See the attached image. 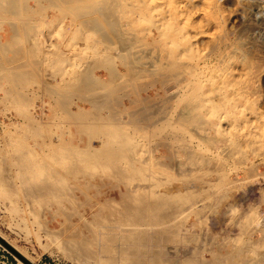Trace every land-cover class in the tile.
Listing matches in <instances>:
<instances>
[{"label": "rangeland", "instance_id": "obj_1", "mask_svg": "<svg viewBox=\"0 0 264 264\" xmlns=\"http://www.w3.org/2000/svg\"><path fill=\"white\" fill-rule=\"evenodd\" d=\"M29 1L27 2V4L39 10L38 13L36 12L33 14L31 13L30 16L33 17V20L35 21L38 20L40 22L42 14L47 13L46 14L47 17L52 19V23H54V25L52 26L46 25L48 24L47 21L46 23L40 22L41 26L39 27V30L37 28L35 29L36 31L35 30L32 31L33 33L32 32L29 33L28 31H26L27 33H24L25 32L24 30H15L13 27H11L9 22H7L4 17L0 18V27L2 28L3 25V28L0 30V35L2 37V38L0 37V42L2 43V44L0 43V67H1L0 77L1 80L3 81L2 82L0 80L2 82V83L0 82V236H3V238L5 239L4 240L2 237H0V240L1 243H4L5 245L15 246L19 251L20 255L24 257V259H26V261H24L23 259L16 256L24 264H27L26 263L27 261L33 264H41V263L78 264L74 262L73 259L64 256L58 243L56 241L54 242L52 237H49L45 233L42 220L36 217L33 208L28 206V204L23 200L24 193L20 192L17 195L11 196V198H9V196L8 197L5 196L4 190L11 189L17 192V189L13 186L14 184L13 178H15L17 182L19 181L17 178V165L15 164V158L18 156L21 146H23L21 145L22 142L19 141L20 138L26 137L28 135L27 124H25V122L28 121V118L27 116L24 115H27V113L32 110L31 109L32 107L30 105L28 106L21 104L23 101L15 105L14 99H19L21 96H26L28 97L27 100L28 103L34 102L38 105V107H36V110H34L36 112L35 116L37 118L39 117L38 115L42 113L40 107L43 106V111L46 112L43 118L46 120L54 119L53 122L54 124L48 125V127L44 128V130L43 129L41 131L30 130L32 132V135L30 136V138L28 139L26 138L22 143L25 145L26 144L33 145L34 153L36 154V156H44L45 154L48 153L49 155L47 154L45 157L47 159H52L54 156L52 155L54 153V150L51 147H49L48 149V145H47L51 141H54L57 144H61V146L67 145L66 147L68 148L76 147L75 149H79V148L82 149L83 147H85L86 149L88 146V142H90L92 137L87 132L81 130L79 123L72 121L70 112L71 111L78 112L79 111L78 105H82L86 108L88 107L87 109H89L90 105L85 101V99L89 100L91 97L90 101L92 100V102L94 101L97 102L96 100H98V102L101 101L99 103L102 104L100 105L99 103L98 104L96 103L97 105L92 109V111L94 110L97 112V114H104V115H107V113L111 115L113 114L114 111H118L120 113H118L117 117L124 119L127 116L125 112L130 110L129 108L126 109V107L131 106L130 100L135 99L136 95L131 94V96H129L128 94L129 91L131 92V88H132V86L130 85L131 82L129 83L130 77L127 78L129 69H127V67L121 63L122 61L118 59H116L117 61L115 60L117 64L119 63L118 69L119 71L124 73V77L123 75L122 76L120 75V77H118L117 75V77L120 78V82H117V80L119 79L116 78V76L112 77V80H110L111 77L109 76L107 70L108 67L104 68V66L102 65L108 62L105 63L98 62L96 57H94L96 56L95 53L92 52H91L92 54L90 53L91 56L89 55L86 56L85 58H81V57L79 58L78 57L79 55L77 56V53L81 55V50L78 48H81L83 46L82 44L87 43L85 41L86 37L87 38L90 37V42L88 44H90L92 48L94 47V49H96L98 46L100 48L101 47L103 48V46L105 47L108 45L107 47H109L110 51L107 52L109 54H114V55L116 54V51L118 55L120 51L123 54L125 53L123 51L126 50L127 55H130L132 51L129 54L130 51L129 48L131 47L130 46L127 47L126 43H124L125 45L122 48L123 44L121 45V42L119 41L118 42L122 49L120 48V46H118V49L116 50L117 48L116 45L118 43L117 41L115 43L116 39H114V42L112 40L108 41V43H106L107 45L103 43L102 44L96 43L98 41L97 36L99 35L95 31H93V28H89V27L85 28V26L82 27L83 25L80 26V24L85 20L84 15L82 17H77V13L73 14V12L75 11L69 8L71 5L75 4V1L74 3H69L67 2L68 0H65V3L61 5L64 6V9L62 10L60 9L59 5L51 6L50 5L51 2L45 0H42V5L44 4L43 5L44 10H42L41 8L37 7L38 5L35 2V0H29ZM86 1H88V3L94 4L96 3L97 0H92V1L86 0ZM113 1L114 0H112V2ZM132 1H135L136 3V0H131V3H133ZM142 1H144L143 6L145 7V11L144 10L130 11L129 15L131 17L129 16L130 18L126 19V21L128 20L129 23L131 24L134 22L133 23L134 26L132 25V27L131 26L129 27V30L131 31L132 34L134 31L135 34V35L133 34L135 36L134 38L137 37L136 38L137 42L133 45V47L136 46L137 49V48H142L143 46H144L143 48L154 47V46L158 48L161 46V48H164L165 47L164 45H166L167 43H169V45L172 46V43L170 42L173 41L175 42V48L180 47L179 48L180 51L187 46L188 44L187 41L193 38L190 40L194 44L190 50L191 52L185 54L186 56L183 54L185 59L183 56H181L179 59L183 58V60H179L180 62L179 61L178 62L182 63L183 61V63H188V61L191 60L189 63L193 62L195 64H198V61L200 59L203 60V62L199 61V65L202 66L206 64L205 69L207 70L201 76L204 82L201 83V86H199L197 90L199 93H201L200 95L203 96V100L208 102L210 101L209 102L210 104L206 102L208 104L207 112H205V114H207L206 118L209 117L210 119H212L210 120L208 118L216 125H218V122L221 121L220 128L222 129L218 128L219 125L217 127L213 125L216 127L215 130L213 126L211 127L208 126L209 128L208 133L210 138L209 137L207 139L199 138L201 132L200 133L196 132V130H193V132L190 131L186 133V135L188 134L187 136H190L189 140L193 138L191 140L192 142L188 140L189 143H193V144L195 143L196 145L200 143L198 145L199 151L201 152L203 158L205 159L207 158L210 161L211 171H209L210 173L207 172V178L214 180L213 181L214 182L213 184H215L214 190L215 189L218 190V192L215 193L214 197L212 196L208 198V200L206 199L207 206L202 209L201 212L202 215L200 214L202 216L201 223H200L201 221L200 215H196L195 213L194 215H190L186 219V223L190 227V233L192 232L199 233V238H197L198 240H195L193 244L194 246L199 244L201 249L204 250L203 252L204 256L211 257L212 251H217V250H219L221 255H228L229 253L238 254L239 251H236L238 250L236 249L238 246L252 245L251 242L248 244L247 243L245 244L244 242L247 241L253 242L258 240L259 243L262 240V245L261 243H259V245H255L257 247L259 246L258 250H255V252L247 251L246 253H241V255H246L248 257V259L246 260L247 262L245 261L243 264H264V256H263L264 237L262 236L264 234V228L263 227L260 228V226H257V223H259L260 215L262 216L264 215L263 213L264 212V0H214V1L213 0H142ZM141 12H144V16L143 13ZM137 13H139L144 19L142 17H139L140 15L139 14L137 15ZM22 14L23 16L28 17L30 13L26 14V12H24ZM83 14H85V16H89L90 14H91L90 16H92L93 14L95 15V13H89V14L83 13ZM10 17L12 18V16ZM134 17L136 20H134ZM136 17H139V19ZM81 18L84 20L81 21L82 20ZM140 18L143 20H141ZM78 20L81 23L77 22ZM120 21L121 23L122 22L126 23L125 19L124 20L121 19ZM155 23L159 24L161 30L160 28L158 29L157 27H155L156 26ZM58 24L64 25L65 27H67V29L65 31L61 30ZM74 25L77 26V28L79 29L78 30L76 28L77 32L76 29L73 28ZM78 25L80 28L78 27ZM59 30L63 31L64 36L61 37L59 33L56 34ZM149 30L152 32V36L147 33L150 32ZM14 31L15 34L17 33L16 35L12 34L14 33ZM35 32L37 33L42 32V36H44L45 39L47 40L46 43L47 46L46 48H44L43 51L44 53L43 52L40 53L37 46L33 43V36ZM161 32H163V34L165 32L173 33L176 36L173 35V37L171 36V38L167 36H166L167 38L161 37L164 36L163 34H161ZM85 33L87 36H85ZM30 34L32 36H30ZM180 35H183L185 38L188 37L187 41L180 42L177 39ZM14 36L16 37L15 38L16 40L13 38ZM18 37L21 38V39L19 38V41L17 39ZM151 37L152 38L154 37L155 39L157 38L159 39L161 37L160 40L162 41L156 40L159 42H154V44H151L153 43V40L155 41V39H151ZM223 37L224 39H221ZM25 38H27V42ZM10 40H15L14 43H12L13 41H11L12 45L15 44L16 42L18 44L15 46L13 45V47H11L12 45L10 44ZM5 42H7L6 43L8 44L7 46H9V44L11 45L9 47L10 50L6 49L8 47L6 46ZM164 42L167 43L164 44ZM25 43L28 45L27 46L28 48L25 47ZM72 45L73 47L74 46L75 47L73 48ZM5 46L6 48L4 49ZM125 47L128 48L129 51ZM17 50L18 51L21 50L20 52L23 53V59H22V54L20 52H17ZM15 54L18 55L15 56ZM59 54L61 56L63 55L62 56L64 58L63 60L56 59V57ZM12 55L14 56L12 57ZM163 55H165V52H163ZM14 57L16 58V60ZM26 57H28V59L26 60L27 62L25 61ZM65 57L67 58L65 59ZM21 61L26 62L25 66L23 62L22 64H19V62ZM16 63H18L19 65ZM17 65L18 66L23 65L24 68H21L22 66H20V68L18 67L19 68L18 69L17 67H15ZM31 65L35 67L33 68L34 70L32 69ZM86 65H90V66L86 67ZM255 66L258 68H256ZM6 67H8V70H6ZM37 67L41 68L39 69L40 71L38 70ZM84 68L89 69L90 71L92 70L91 72L94 75L96 74L101 78L108 80L109 84L116 81L115 85L111 84L113 85V87L111 85H108L110 88L107 87L108 89H106V91L107 90L111 91V93L110 95H108V98L106 100H103L104 103L102 102V99L99 100L100 98H102L101 91L104 90V88L97 86L98 88L101 89H98L97 87H93V89H86V88L84 89L83 87L79 86L76 82H74V84L72 83L75 79L74 78L75 76L71 75L70 73L79 70H85ZM260 69L262 70V72L260 71ZM17 70L20 72L18 73ZM257 70H259L261 74H259L260 72ZM36 72L39 73L40 76L38 74L36 75ZM217 73L220 74L218 75ZM255 74H257L256 77ZM7 75H9V77ZM143 75L144 74H141L137 79V86L139 89L145 88L151 84H156V88L161 89V90L159 89L158 93L155 92L156 89L154 90L153 88H151L150 91L148 92L150 96H152L151 98L152 101L150 103L152 110L155 111L159 100H162L163 97L166 95L161 87V83L158 81L156 82V80H158L157 77L148 76L146 74H145L146 76ZM225 76H227L228 78ZM7 78L11 79L12 81L9 80L8 82ZM46 78L48 82L46 81ZM173 81L174 80H170V82L167 83L166 87L169 89V92H178V90L179 91L182 90L186 83L185 81H181V83L180 81H178V83L176 82L177 83L176 85L175 81L174 82ZM222 82L223 85L221 86ZM51 83L53 85L55 84L54 87L63 88L66 92L63 90L62 92H60L62 94L55 95L56 92L52 93L53 85H50ZM123 83L124 84L128 83V84L124 85ZM227 85L230 87H228ZM174 86L177 87L175 88ZM218 86H220L221 88V89L219 88V91H218ZM258 88L261 89L259 90ZM115 90L121 92L118 93ZM72 91H74L75 93L74 92L72 93ZM249 91H251V93ZM64 93L66 100L64 99V95H63ZM80 93H82V95ZM215 93H217L218 96H216L217 94ZM224 93L225 95L226 94L227 95L224 96ZM78 94L82 97L77 96ZM100 95L101 97H99ZM140 95L146 96L147 92L142 90ZM70 96H73L72 99L70 98ZM53 97H56L57 101ZM209 97L210 98L212 97V99H209ZM146 99L139 100V106L144 105L147 102H150L149 99L147 100ZM59 100H61L63 102L62 104L64 105H60L61 101ZM42 101L45 103H42ZM214 102L215 103L217 102L218 104H215ZM160 103H162V101ZM169 103L173 107L170 108L169 112L177 113V111H175L174 109L176 101L174 102L171 101ZM59 105L61 107L64 106V108L66 109L61 108ZM98 105L101 107V109H99ZM103 106L107 108H103ZM243 106L246 109H244ZM216 107H218V109H216L218 111L215 115L217 117L212 116L213 113H215L214 108ZM211 111L213 113L211 115L208 114L211 113ZM121 112H124V114ZM218 115L220 116V118ZM15 122H17L18 124ZM62 125L63 127L61 128L60 126ZM191 127L193 128V126ZM168 128H170V130L172 129L168 125L161 126L160 128L153 126L151 129H149V132L147 134L150 135L152 139L149 138L150 141H148L149 139H144L145 141L144 144L147 145L144 146L145 148H143L145 150L144 153L145 157L148 158L149 157L148 154L149 152H151L152 154L154 153L155 155L154 159L158 157V159L164 160L167 159L168 156H171V153L174 150L176 151L173 152L174 157L177 156L178 159L185 158L184 156H182V152H180L179 150L177 151V149H180L179 142H175V143L173 142L172 145H174V149L168 147L166 145V142L164 141L159 147L157 146L161 141V135H164L166 133V130H169ZM216 129H218L219 132H216L217 131ZM81 132L84 133L82 134ZM143 132L145 131H142V133ZM194 132L195 134L196 133L199 134H196L197 135L196 136ZM59 135H62L63 137L62 142H60V138H58ZM156 135L159 137H157ZM44 137L46 139H44ZM92 143L99 145L100 141L98 138L94 137L92 139ZM65 146L60 147L57 152L60 153L62 150L65 151L67 149ZM175 147H177V149ZM87 156L88 154H86L85 156L84 153V155L81 158L87 159ZM66 157L63 156L62 158L66 159ZM215 168H217V171H212L215 170ZM89 172L95 173V178L93 183L97 185L99 188L101 187L100 194H97V191L94 188L89 189L90 195L94 198L89 202H87V197L83 193H81L79 189L75 188V186L78 185L77 182L75 184L73 183L71 187L74 188L76 197H78L77 198L78 202L83 203V205L79 207L80 211L82 213H85L84 215L86 216V219L88 218L89 222H92L94 221L95 215H97L100 211V207L98 206V203L106 204L112 199L115 200L118 199L117 201H120L121 200L120 190L124 188L122 192L125 193L126 186L125 183L123 184V182L119 181V179L113 178L111 176V169L109 168V165L106 164L102 165L99 168H97L96 171L89 170ZM36 173L42 175L41 170L37 171ZM174 175H175L174 172L172 170H169L168 173H165L164 176L162 175V177L167 178ZM88 177L89 176H87V178ZM79 182L85 184L84 179H81V181ZM117 185H119V187H116ZM12 199L15 201L12 202L11 201ZM213 205L215 206L213 207ZM41 214L43 216L47 214L45 217L42 216L43 221L50 219L48 211H45L44 213ZM247 215L250 216L252 215L250 221L249 219L248 220L243 219L244 217H247ZM73 220L75 223L80 224L82 227L85 225L84 220L79 218L78 216H75ZM55 222L56 221L48 222L49 226L58 227V225H56ZM250 226L252 228H250ZM202 234L204 235V237ZM202 237L204 238V240ZM245 239L248 240L246 241ZM14 242L22 247H19ZM235 245H237L236 248L234 247ZM196 247L199 248L198 246Z\"/></svg>", "mask_w": 264, "mask_h": 264}, {"label": "bare ground", "instance_id": "obj_2", "mask_svg": "<svg viewBox=\"0 0 264 264\" xmlns=\"http://www.w3.org/2000/svg\"><path fill=\"white\" fill-rule=\"evenodd\" d=\"M28 1L29 0H0V18L4 17L6 19V21L9 22L11 27H13L15 30H24L25 31L24 33H27L26 31L31 33L33 30H35L37 28L39 30V27L41 26L40 22L46 23V21H47L48 24H46V25H49V26L54 25V23H52V19L47 17V15H46L47 13L42 14L41 19L39 18L40 22L38 20L37 21L33 20V17L30 16L31 13L32 14L35 12L38 13L39 10L30 6L29 4H27ZM45 1L51 2V4L49 3L51 6L52 5H54V6L59 5L61 10L64 9V6H61V5H63L65 3V0H45ZM74 1H75V4L71 5L69 8L75 11V12H73V14L77 13V17H82L84 15L85 20L81 18L82 20L81 19L80 20L81 21L84 20V21L81 23L78 20L77 22H80L81 23L80 26L83 25L82 27L85 26V28L86 27L93 28V31H95L99 35V36H97L98 41L97 42L95 41L96 43L106 44V43H108V41L112 40L114 42V39H116L115 43H116V41L121 42V45L123 44L122 48L125 45L124 43H126L127 47H129V46L131 47V48H129L130 51L128 48L125 47L129 51V54L132 51L130 55L126 54V50L123 51V52H125L123 54L120 51L119 55L117 54V51H116L115 55L109 54L107 51H110V49H109V47H107L108 46L107 44H106L107 46H105V47L103 46V48L102 47L100 48L98 46L96 49H94V47L92 48L91 45L88 44L90 42V37H88V38L86 37L85 41L87 43L86 44L81 43L83 46L81 48H78L81 50V55L77 53V56L79 55L78 56L79 58L80 57L85 58L86 56H89V55L91 56L92 53H95L96 56H94V57H96L98 62H101V63L102 62H104V63L108 62V63L102 64V65L104 66V68L108 67L107 70H108L109 76L111 77L110 80H112V77H115V76H116V78L120 77V75L121 76L123 75V77H124V73L119 71V69H118L119 63L117 64L115 62V60L118 59V60L122 61L121 63L123 65H125L127 67V69H129L127 78L130 77L129 83L131 82L130 85L132 86V88H131V92L129 91L128 94H129V96H131V94L132 95L134 94V95H136V98L130 100L131 106L126 107V109L129 108L130 110L125 112L127 116L125 115L126 118H124V119L117 117L118 113H120L118 111H114L113 114H111V115H109V113H107V115H104V114H97V112L93 110L96 113L95 114L92 111V109L94 107H96V105L101 101L98 102V100H96L97 102L94 101L95 102L94 103V102H92V100L90 101L91 97L89 100L85 99V101L91 106V108L89 106V109H87L88 107L86 108L82 105H78L79 111L78 112L77 111H71L70 116H71L73 122L80 124V128L82 131L87 132L92 137L90 142H88L87 148L85 149V147H83V148L81 147L82 149H80L79 147H77L79 149H75L76 147H69L68 148V147H66L67 145L66 146L64 145L67 149L65 151L62 150L60 153H58L57 152L58 149L60 147H64V146H61V144H57L54 141H51L47 145H48V149H49V147H51L54 150V153L53 154L51 153L52 155H54L52 159H47L45 157L48 153L45 154L44 156H36V154L34 153L33 145H27V144L25 145L22 143L26 138L28 139L32 135V132L30 130H32V131H38V130L41 131L42 129L44 130V128L48 127V125L54 124L53 123L54 119L53 120H46L43 118V116L46 114V112L43 111V106L40 107V109L42 110V113L39 114L38 115L39 117L37 118L35 116L36 112L34 110H36V107H38V105L34 102L28 103V101H27L28 97L21 96L19 99H14L15 105H17L21 101H23L21 104L28 105V106L30 105L32 107L31 108L32 110L29 111L27 113V115H24V116H27V118H28V121L25 122V124H27L28 135L26 137H21L20 140L18 139L19 141L22 142L21 145H23V146H21V149L19 150V154L15 158V164L17 165V178L19 181L17 182L16 179L13 178V182H14L13 186L17 189V192L13 191L11 189H7V190H4L5 196H7V197L9 196V198H11V196L17 195L20 192L24 193V199L23 200L28 204V206L33 208L36 217H38V219L42 220V224L44 226L45 233L49 237H52L54 242L56 241L58 243V245H59L60 249L62 250V253L64 256L73 259V261L78 263V264H243L248 259V257L246 255H241V253H246L247 251L255 252V250H258V247H259V246L258 247L255 246V245H259V243H261V245H262V240H261V242L258 243V240L252 242V241H247L248 239L247 240L245 239L247 241V242H244L245 244L246 243L248 244L251 242L252 245H246V246L240 245L238 247H237V245H235L234 247L235 248L237 247L236 249H238L236 251H239L238 254L229 253L228 255H221L219 250H217V251H212L213 255L211 253V257H206V256H204V253H203L204 250L201 249L199 244L196 246H198L200 249L197 248L196 246H194V244H193L195 240H198L197 238H199V233H196V232L190 233V227L186 223V219L190 215H194V213L196 215H200L202 212V209L207 206L206 199L208 200V198H210L212 196L214 197L215 193L218 192V190H216V189L214 190V185H215V184H213L214 180L207 178V172L211 171L210 161L207 158L206 159L203 158L201 152L199 151L198 145L200 143L198 145H196L195 143L193 144V143L188 142V140L190 139V136H187L188 134L186 135V133H188L190 131L193 132V130H196V132H199V133L201 132L200 133L201 135L203 134L202 136L200 135L199 138L207 139L208 137L210 138L209 133H208L209 132L208 126L211 127V126L215 125L217 127L219 125L218 128H220V125H221V121L218 122V125H216L212 121H210L212 119H210L209 117L208 118L210 120L208 118H206L207 114H205V112H207L208 104H210L209 103L210 101L208 102V101L203 100V96H201L200 95L201 93H199L197 90L199 88V86H201V83L204 82V80L201 76L207 70V69H205L206 64L204 63L205 65H202V66L199 65V61L203 62V60H200V59L198 61V64H195L193 62L189 63L191 60L190 61L187 60L188 63H183V61H182V63H179L180 62L179 60H183V58L179 59L181 56L184 57L185 54L191 52L190 50L194 44L190 40L193 38H191V39L189 38L190 39L189 40L190 42H189V41H187L188 37L185 38L183 35H180L177 39L180 42L181 41L182 42L187 41V43H188L187 46L180 51H179L180 47L175 48V42H173V41L170 42V43H172V46H170L169 43L164 42V44L167 43L166 45L163 44L165 46L164 48H161V46L158 48L155 46L143 48L144 47L143 46L142 48L136 49V46L133 47V45L137 42V39H136L137 37L134 38L135 37L134 31H133V34H134L133 35L131 33V31L129 30V27L130 26L132 27L134 22L131 24V23H129L128 20L126 21V19H129L131 17L129 15L130 11H133V10L134 11L135 10H140V11L144 10L145 11V7L143 6L144 1L136 0V3H135V1H132L133 3H131V0H129V1H127V0H121V1L116 0V2H117L116 3L115 0L113 2H112V0H103V1L97 0L96 3H94V4L88 3V1H86V0H68L67 2L74 3ZM91 1H89V2H91ZM35 2L37 3L38 8H41L42 10H44L43 9L44 4L42 5V0H35ZM149 4H151V3H149ZM61 10H59V11H61ZM63 11H65V10H63ZM24 12H26V14L30 13L29 16L28 17L23 16L22 13H24ZM83 13H86V14L87 13L88 14L89 13H95V15L93 14L92 16H90L91 15L90 14L89 15L90 17H89V16H85V14H83ZM131 13H133V12H131ZM141 13H143V16H144V12H141ZM138 14L139 13H137V15ZM10 16H12V18ZM34 17H35V15H34ZM139 17H142V16L140 15ZM139 17H136V18L139 19ZM69 19H68V21H69ZM71 19H73V18H71ZM119 19L120 20L125 19L126 23L125 22L121 23V21ZM143 19H141V20H143ZM134 20H136L135 17H134ZM58 26L60 27L61 30H64V31L67 29V27H65L64 25L58 24ZM78 27H79V25H78ZM155 27H157L158 29L160 28V30H161V27H159V24H156ZM172 27H173V25H172ZM2 28H3V25H2ZM2 28L0 27V30ZM73 28L76 29L77 26L74 25ZM77 29H76V32H77ZM130 29H132V28H130ZM42 31H43V28H42ZM59 31L57 33L55 31L54 32L56 34L59 33V35L61 37L64 36L63 31H60V32ZM68 32H70V31H68ZM80 32H81V30H80ZM80 32H78V33H80ZM86 33H87V31H86ZM86 33H85V36H87ZM147 33L152 36L151 31L147 32ZM159 33H160V31H159ZM12 34L16 35L17 33L15 34V31H14V33H12ZM161 34H163V32H161ZM163 35L164 36H161V37L167 36V37L171 38V36L173 37L174 34L169 33V32H167V33L165 32ZM30 36H32V35L30 34ZM174 36H176V35H174ZM0 37H1V35H0ZM24 37H25V35H24ZM57 37H58V35H57ZM75 37H77V36H75ZM154 37L153 38L151 37V39H155ZM224 37H226V36H224ZM224 37L221 39H224ZM13 38L15 39L16 37L14 36ZM19 38L20 37L17 38L18 41H19ZM160 38L155 39V41L153 40V43H151V44H154V42H159L156 40H160ZM25 39L27 42V38H25ZM15 40H10V44L12 45V43H14ZM174 40H176V39H174ZM11 41H13V42L11 43ZM160 41H162V40H160ZM29 42H31V41H29ZM119 42L116 45L117 46L116 50L118 49V46H120ZM6 43L7 42H5V44ZM33 43L37 46L40 53H42L44 51V48H46V46H47V44H46L47 40L45 39L44 36H42V32H40V33L35 32V34L33 36ZM10 44H9V46H7L8 44H6V46L8 48H6V46H5L4 49L5 48L9 49V47L11 46ZM17 44L18 43L16 42L13 45L15 46ZM19 44H20V42H19ZM160 44H161V42H160ZM13 45L11 47H13ZM3 46H4V44H3ZM27 46L28 45L25 43V47H27ZM78 46H79V44H78ZM72 47H73V45H72ZM120 48H121V46H120ZM35 50H34V52H35ZM20 51L21 50H19V51L17 50V52H20ZM163 52H165V55H163ZM21 54H22V59H23V53H21ZM17 55L18 54H15V56H17ZM46 55H48V54H46ZM13 56L14 55H12V57ZM62 56L59 54L56 57V59L63 60L64 58ZM229 56H231V55H229ZM66 58L67 57H65V59ZM27 59H28V57H26L25 61ZM184 59H185V57H184ZM15 60H16V58H15ZM35 60H38V59H35ZM228 60H229V58H228ZM25 61H21V62H19V64H22V62H23L24 66H25V63L27 62V61L26 62ZM187 61H185V62H187ZM14 63H15V61H14ZM87 63H88V61H87ZM101 63H99V64H101ZM16 64H18V63H16ZM18 65L15 67L20 68V66H22L21 68H24L23 65H20V66H18ZM41 65H42V63H41ZM88 66H90V65H86V67H88ZM216 67H218V66H216ZM11 68H13V67H11ZM33 68H35V67L32 66V69ZM256 68H258V67H256ZM30 69H31V67H30ZM39 69H41V68L39 67L38 70ZM6 70H8V67H6ZM25 71H27V70H25ZM28 71H30V70H28ZM91 71L89 69H85V70H79V71L70 73L71 75L75 76L74 77L75 79L72 83L74 84V82H76L79 86L83 87L84 89L85 88L86 89H93V87H97V86L104 88V90L101 91L102 92V98L99 99V100L102 99V102H103V100H106L108 98V95H110V93H111V91H108V90L106 91V89L110 88L108 85H111V84L115 85L116 81L109 84L108 80L103 79L96 74L94 75ZM257 71H259V70H257ZM260 71L262 72L261 69H260ZM17 72L19 73L20 71L17 70ZM222 72H223V70H222ZM227 72H228V70H227ZM261 72L259 74H261ZM3 73H5V72H3ZM254 73H256V72H254ZM37 74L39 75V73L36 72V75ZM141 74H144L143 76L148 75V76L157 77L158 80H156V82L158 81L161 83V87L164 90V93L166 95L163 97L162 100H159V102L157 103V108L155 107L156 108L155 111L152 110V107L150 104L152 101V99H151L152 96H150V94L148 92L150 91L151 88H153L154 90L156 89L155 92L158 93L160 88L159 89L156 88V84H151L145 88H142V89L140 88L141 89L140 90L137 86V79L139 78V76ZM259 74H258V76H259ZM117 75H118V77H117ZM7 76L9 77V75H7ZM28 76H26V77H28ZM125 76H126V74H125ZM256 76H257V74H255V77ZM3 77H2V79H3ZM206 77H208V76H206ZM222 77H224V76H222ZM225 77H227V76H225ZM257 78H255V79H257ZM7 79H8V82H9V80L12 81L9 78H7ZM118 79L119 80H117V82H120V78H118ZM0 80H1V77H0ZM170 80H174L175 83L176 82L178 83V81H180V83H181V81H185L186 83H185L182 90L179 91L177 89L178 92H169V89L166 86H167V83L170 82ZM46 81H47V78H46ZM47 82H46V84H47ZM177 83H176V85H177ZM126 84H128V83H126ZM126 84H124V85H126ZM50 85H53V84L51 83ZM54 85L52 87V90H53L52 93L56 92L55 95L62 94L60 92H62L64 89L59 88V87H54ZM113 85H111V86L113 87ZM117 85H118V83H117ZM130 85H128V86H130ZM222 85H223V82H222L221 86ZM230 85H231V83H230ZM57 86H59V85H57ZM70 87H73V86H70ZM174 87L176 88L177 86H174ZM224 87H225V85H224ZM228 87H230V86H228ZM101 88H98V89H101ZM219 88H220V86H218V91H219ZM79 90H80V88H79ZM81 90H82V88H81ZM142 90L147 92L146 96L140 95ZM222 90H221V92H222ZM112 91H114V90H112ZM115 91H117V90H115ZM73 92L74 91H72V93ZM117 92L119 93L121 91H117ZM200 92H201V90H200ZM212 92H213V90H212ZM249 92L251 93V91H249ZM89 93H91V92H89ZM217 93H215V94H217ZM225 93H224V96L227 95V94L225 95ZM80 94L82 95V93H80ZM239 94H240V92H239ZM63 95H64V99L66 100L65 93ZM68 95H70V94H68ZM88 95H90V94H88ZM97 95H99V94H97ZM116 95H115V97H116ZM212 95H213V93H212ZM249 95H251V94H249ZM13 96H14V94H13ZM58 96H60V95H58ZM77 96L82 97L79 94ZM85 96H87V95H85ZM126 96H127V94H126ZM216 96H218V94ZM72 97L73 96H70L71 99H72ZM99 97H101V95ZM146 97H147V99L150 100V102H147V103L144 102L145 103V104L143 103L144 105L139 106V100L146 99ZM212 97L211 98L209 97V99H212ZM53 98L57 101L56 97H53ZM83 98H84V96H83ZM86 98H88V97H86ZM96 99H98V98H96ZM5 100H7V99H5ZM59 101H61V100H59ZM161 101H162V103H160ZM171 101H173V102L176 101L174 109H175V111H177V113L175 111H172V112H175L176 114L169 112L170 108L172 107L171 104L169 103ZM206 102H208V104ZM42 103H45V102L42 101ZM62 103L63 102L61 101L60 105H64ZM64 103H66V102H64ZM215 104H218V103L216 102ZM100 105H102V104H100ZM107 106H110V105H107ZM111 106H112V103H111ZM98 107H99V109H101V107L99 105H98ZM218 107L214 108L215 113H213L211 111V113H208V114L211 115L213 113L212 116H215L217 111H218V110H216V109H218ZM61 108H64V106ZM103 108H107V107L103 106ZM103 108H102V110H103ZM243 108L246 109L244 106H243ZM64 109H66V108H64ZM95 109H98V108H95ZM119 110H121V109H119ZM220 111H222V110H220ZM109 112H111V111H109ZM63 113H64V111H63ZM121 113L124 114V112H121ZM215 117H217V116H215ZM219 118H220V116H219ZM222 120H224V119H222ZM258 120H259V118H258ZM73 122H71V123H73ZM15 123H17V122H15ZM222 124H224V123H222ZM165 125L170 126L172 129L170 130V128H168L169 130H166V133L164 135H161V141L157 146L159 147L162 144V142L164 141V142H166V145L168 147L174 149V145H172L173 142L174 143L179 142V148L181 150L177 149V147H175V148L177 149V151L179 150L180 152H182V156L185 157L184 159L183 158L181 159L180 157H179L180 159H178L177 156L174 157L173 152H176L174 150L171 153V156L167 155L168 156L167 159H164V160L158 159V157H156L154 159L155 155H154V153L152 154L151 152H149L148 158L145 157V154H144L145 150L143 148H145L144 146H147V145L144 144L145 143L144 139H149V138L152 139L151 136L147 134L149 132V129H151L153 126L160 128L161 126H165ZM75 126H77V125H75ZM191 126H193L194 129ZM215 126H213L214 130L216 128ZM60 127L62 128L63 125ZM223 127H225V126H223ZM231 128H233V127H231ZM220 129H222V128H220ZM249 129H250V127H249ZM214 130H213V133H214ZM216 130H217L216 132H219L218 129H216ZM142 131H145V132L142 133ZM223 131H224V128H223ZM223 131H221V132H223ZM81 133L83 134L84 132H81ZM199 133H196V134H199ZM194 134H195V132H194ZM62 135H59V137H58V138H60V142L63 141ZM246 136H247V134H246ZM94 137L99 139V141H100L99 145L92 143V139ZM157 137H159V136H157ZM44 139H46V138L44 137ZM150 139L148 141H150ZM191 140H189V141H191ZM215 141H216V139H215ZM227 141H228V139H227ZM39 144H41V143H39ZM149 147H150V144H149ZM180 152H178V153H180ZM84 153H85V156H86V154H88L87 159L81 158L84 155ZM241 153H243V152H241ZM243 154H245V153H243ZM63 156H65V157L67 156L66 159L62 158ZM105 164L109 165V168L111 169V176L113 178L119 179V181L123 182V184L125 183L126 192L125 193L122 192V190L124 188L122 190H120L121 191V200L120 201H117L118 199L117 200L112 199L109 202H107L106 204L98 203V206L100 207V211L97 215H95L94 221L89 222L88 218L86 219V216L84 215L85 213H82L80 211L79 207H81L83 205V203L78 202V199H77L78 197H76V194L74 192V188H72L71 186L73 185V183L75 184L77 182L78 185L75 186V188L79 189L81 191V193H83L87 197V202H89L90 200H92L94 198L90 195L89 189L94 188V189H96L97 194L101 193L100 192L101 187L99 188L97 185H95L93 183L94 178H95V173L89 172V170H95L96 171L97 168H99L100 166L105 165ZM57 165H59V166H57ZM212 169H213V167H212ZM40 170L42 171V175L36 173L37 171H40ZM169 170H172L175 175L171 176V177H167V178L162 177V175L164 176V174L168 173ZM212 171H217V168H215V170H212ZM87 176H89V177L87 178ZM208 177H210V176H208ZM81 179H84L85 184H82L81 182H79V181H81ZM116 187H119V185H117ZM11 201L14 202L15 200L12 199ZM216 201H215V203H216ZM103 202H105V201H103ZM85 204H87V203H85ZM36 206H39V207H36ZM214 206L215 205H213V207ZM45 211H48L50 219L43 221V217H45L47 214L46 215L44 214L45 216H43L41 213H44ZM201 215H200V217H201L200 223L202 222V216ZM75 216H78L79 218L84 220L85 225L83 227L80 224L74 222L73 218ZM261 216L262 215H260V217H259V223H257V226H260V228H262V227L264 228V215L262 217ZM237 218H239V217H237ZM251 218H252V215L251 216L247 215V217H244L243 219H247V220L249 219V221H250ZM75 220H76V218H75ZM54 221H56L55 224L58 225V227H50L49 226L48 222H54ZM47 223H48V225H47ZM105 223H107V224H105ZM250 228H252V227L250 226ZM262 236L264 237V234ZM0 237L3 238V236H0ZM203 237H204V235H203ZM223 239H221V240H223ZM203 240H204V238H203ZM240 240H238V241H240ZM263 241H264V239H263ZM0 242H1V240H0ZM256 243H258V244H256ZM222 247H224V246H222ZM10 248L15 249V251L19 253V251L17 250V248L15 246L10 245ZM210 250H212V249H210ZM210 250H209V252H210ZM249 260H251V259H249ZM24 261H26V259ZM26 263L29 264L30 262L27 261ZM256 263H257V261H256ZM30 264H33V263H30Z\"/></svg>", "mask_w": 264, "mask_h": 264}, {"label": "built area", "instance_id": "obj_3", "mask_svg": "<svg viewBox=\"0 0 264 264\" xmlns=\"http://www.w3.org/2000/svg\"><path fill=\"white\" fill-rule=\"evenodd\" d=\"M0 264H24L0 242ZM43 264V263H41Z\"/></svg>", "mask_w": 264, "mask_h": 264}, {"label": "water", "instance_id": "obj_4", "mask_svg": "<svg viewBox=\"0 0 264 264\" xmlns=\"http://www.w3.org/2000/svg\"><path fill=\"white\" fill-rule=\"evenodd\" d=\"M3 245H5L4 243H2ZM15 256H19L20 258H22L23 260H25L24 259V257H22L18 252H16L15 251V249H12V248H10V246L9 245H5ZM30 264V263H29Z\"/></svg>", "mask_w": 264, "mask_h": 264}, {"label": "trees", "instance_id": "obj_5", "mask_svg": "<svg viewBox=\"0 0 264 264\" xmlns=\"http://www.w3.org/2000/svg\"><path fill=\"white\" fill-rule=\"evenodd\" d=\"M15 243V242H14ZM16 244V243H15ZM16 245H18V244H16ZM19 247H22V246H20V245H18Z\"/></svg>", "mask_w": 264, "mask_h": 264}]
</instances>
